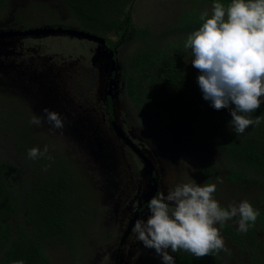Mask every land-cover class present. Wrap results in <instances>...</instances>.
Returning <instances> with one entry per match:
<instances>
[{
	"label": "trees",
	"instance_id": "16d2710c",
	"mask_svg": "<svg viewBox=\"0 0 264 264\" xmlns=\"http://www.w3.org/2000/svg\"><path fill=\"white\" fill-rule=\"evenodd\" d=\"M54 1L71 13L75 21L70 22L71 26L100 36L109 45L121 44L123 38L143 43L121 57L126 94L133 110L150 119L169 114L194 125L204 140L226 157L228 178L259 212L246 233L238 231V227L220 225L230 237L219 252L196 258L184 250H169L175 264H264V103L251 114L253 118L260 117V124L236 134L226 121L229 110L217 111L203 98L197 83L199 72L196 80L192 79L179 57L187 52L183 47L187 36L201 25V14L179 12L169 26L157 33L133 23L137 0ZM187 1L205 5L217 2ZM5 2L0 0V9ZM219 2L227 5L230 0ZM152 87L156 94L150 91ZM31 148L18 147L15 159L0 153V264L17 260L24 264H54L47 246L55 241L74 256L83 247L87 224L97 220L88 204L91 191L84 186L82 173L70 158L48 147L46 156L33 160L27 154ZM212 165L204 163L198 169L206 180L216 175ZM252 183L259 186L255 197L246 194Z\"/></svg>",
	"mask_w": 264,
	"mask_h": 264
},
{
	"label": "flooded vegetation",
	"instance_id": "af4514ba",
	"mask_svg": "<svg viewBox=\"0 0 264 264\" xmlns=\"http://www.w3.org/2000/svg\"><path fill=\"white\" fill-rule=\"evenodd\" d=\"M16 1L19 5L16 4ZM24 2L23 0H6L4 8L0 12V32L9 33L7 37L1 39L0 79L7 81L8 92L27 99L32 110H41L43 113L42 110L47 108L59 113L64 120L63 128L76 129L78 135L81 136L88 134V137L95 139L93 141L95 147L99 149L100 146L99 150L104 149L105 158L95 161V166L101 173L99 176L106 180V184L101 190L106 195L107 187L111 186L116 190L110 194H117L123 198L119 204H116V200L108 204L106 203L107 197H104L103 205L105 204L107 210L100 225L101 227L104 225L105 233H109L112 227H116V231L113 237L105 238L103 236L100 242L92 247V249L101 250L99 256H102V264H104L106 255L109 256L108 264H147V262L159 264V257L153 261L151 255L141 245L139 247V242L135 243L130 240L131 235L134 234V222L138 218H146L149 215L147 205L152 196L159 191H166L174 184H178V181L182 182L187 164L177 161L173 157H171L173 159V163H171L164 156L167 155L165 152L160 151L151 144L150 140H145L142 135L136 133L135 117L139 115L133 110L131 102L127 98L122 75V71H124L120 55L122 48H118L120 44L112 46L105 40L99 43L93 39L79 38L67 33L61 34L60 32L55 35L42 29L39 31L43 27L69 29L76 26L57 21L55 16L47 18L46 13L39 11L44 6H41L42 3L36 5L29 0L27 6L30 8L27 10ZM46 5L48 6V4ZM74 37L85 44L87 54L84 55L85 57H76L75 54L61 49L60 51H64L61 53H67L68 58H73L74 61L71 63H57L58 52L49 44V47L43 45V41L48 39L64 38V42L67 43ZM37 41L38 43H36ZM99 45L102 48H99ZM96 52L99 53L98 57L101 59L93 58ZM109 54L112 55L110 59L116 60L114 64L108 63L106 60V56ZM74 71L89 78L84 80L85 88L78 93L83 97L70 93L72 84L68 73ZM90 130L97 131L99 134L92 136L86 132ZM200 137L203 138L202 135ZM176 146L177 148L182 147L176 142L172 149ZM214 147L216 151L219 150L216 146ZM106 157L109 159L106 160ZM185 157L187 162L189 158H193L191 155H185ZM190 163H196L194 181H197L198 184L202 183V185L206 183L218 184L220 167L217 164L212 163V170L216 175L210 176L209 180H206L202 177L203 175L199 174L198 169L204 163L209 162H197L195 159H191ZM224 180L234 186V193L231 191L225 194V201L220 203L222 207L226 208L232 204L234 196L237 197V200L235 199L237 204L247 199L241 193L240 188L235 187L233 180L228 176L224 177ZM121 181L125 184L122 185ZM183 183L189 182L184 180ZM255 186L259 187L256 183ZM218 192L219 187L216 190V193ZM248 201L250 202V199ZM94 214L96 213L94 212ZM237 220L238 218H233L225 224L235 228L238 227ZM98 224L97 216V220H94L90 225ZM216 226L220 229L226 242V239L230 237L229 232L220 228L219 224ZM101 242H104L105 245Z\"/></svg>",
	"mask_w": 264,
	"mask_h": 264
},
{
	"label": "clouds",
	"instance_id": "9594fccd",
	"mask_svg": "<svg viewBox=\"0 0 264 264\" xmlns=\"http://www.w3.org/2000/svg\"><path fill=\"white\" fill-rule=\"evenodd\" d=\"M200 20L201 25L187 36L184 45L190 48L192 66L199 72L197 83L215 110H229L235 133L242 134L261 122L251 114L264 103V0H230L227 5L217 0L211 14L202 12ZM42 111L43 117L33 115L29 123L39 126L46 120L54 129H64L59 113L47 108ZM68 130L81 142H90L98 158L101 151L93 145V137ZM48 151L45 145L43 151L32 147L27 154L35 160ZM218 182L222 183L219 178ZM216 190V183L189 182L159 191L148 201L149 215L134 222L137 239L155 252L161 264H175L169 250L203 258L224 249L216 225L238 218V231L246 233L259 212L248 200L222 207L214 198Z\"/></svg>",
	"mask_w": 264,
	"mask_h": 264
},
{
	"label": "rangeland",
	"instance_id": "374dc122",
	"mask_svg": "<svg viewBox=\"0 0 264 264\" xmlns=\"http://www.w3.org/2000/svg\"><path fill=\"white\" fill-rule=\"evenodd\" d=\"M23 1H25L24 3L27 6L29 0ZM30 2H33L36 5L41 2L48 4V6L44 5L43 8L39 9V11L46 13L45 16L47 18L55 16L54 18L57 21H62L66 24L75 22L72 20L73 16L71 13L68 14L67 10L62 5L57 4L54 0H30ZM16 4L19 5L17 1ZM26 8L28 10L30 6H27ZM211 9L212 5H205L204 3L195 4L187 0H137L133 6L132 20L135 25L147 26L151 31L158 33L160 30L164 29V27L169 26L171 20H173L179 12L184 13L186 11H191L194 12L195 15L196 13L201 14L204 11H208L209 14H211ZM1 10L2 9H0V12ZM129 40L130 41H127L126 38H124L120 47H118L122 48L120 52L121 57L130 49H135L141 44L138 40L135 42L132 38ZM36 43H38V41ZM48 44L58 52L56 60L59 64L71 63L74 61L73 58H68L67 53H61L64 52L60 51L61 49L75 54L76 57L87 54L85 44L81 43V41L75 37L68 40L67 43L58 38L43 41V45L48 46ZM184 45L183 47H185ZM179 57L180 62L187 66L185 71L190 72L191 78L195 79L198 70L192 66V54L190 48H187V52L181 56L179 55ZM84 71L86 70L84 69ZM68 75L71 77L72 84V87L70 88L71 91L69 90L70 93L78 97H83L78 95V93L83 91L85 88L84 80L89 78L87 76H81L80 72L77 71L70 74L68 73ZM6 86H8L7 81L0 79V153L2 155L5 154L7 159H15L14 154L21 145L28 147L40 146L42 148L47 145V147L54 152L65 153L74 163L78 171H81V180L84 182V186L86 188L88 187V190L91 191L92 194L88 204L98 216V225L91 226L87 224V234L80 252H75V255L72 256L63 245H60L58 241H55L47 246L49 257L54 264H102V256H99L101 250H95L92 249V247L94 244L100 242L103 236H105V238L113 237V234L116 231V227H112L110 228L109 233H105L103 230L104 225L102 227L100 225L102 217L107 210L105 204L103 205L104 197H107L106 203L108 204L113 203L114 200H116V204H119L123 198L117 196V194L111 195L110 192H115L116 190V188H111V186L107 187L106 195L101 190L106 184V180L103 177V179H101V176H99L100 171L96 168L95 161L97 159L105 158L104 149L100 150L104 152H102L97 158V152L93 149L90 142H81L76 136L71 134L70 130L67 128H64L65 130L54 129L46 120H44L39 126L30 124L29 121L33 115L43 117L44 114L41 110H32L27 99L13 93H8L9 90ZM150 91L154 92V94L157 92L154 87H152ZM230 116V112L227 111V124H231ZM135 118L137 134L142 135L145 140H150L152 145L156 146L160 151L165 152L167 155L164 156L170 160L171 163H173V159L171 158L173 157L177 161L179 160L187 164V168L183 173L182 182L178 181V184L183 183L184 180L197 183V181L193 180L196 163H190L191 159H195L197 162L207 161L219 165V180H221L222 183L217 181L219 192L214 193V198L219 203L225 201V194H228L231 191L234 193V186L226 183L224 180V177L228 174L225 166V162H227L226 157L220 150L216 151L214 145L204 141L194 125L182 122L175 116L171 115H166L159 119H150L142 116H136ZM86 132H89L92 136H97V133L99 134V132L92 130ZM87 136L88 134H84L83 137ZM176 142L181 144L182 147L177 148L176 146L172 149V146H174ZM202 147L204 149H201ZM99 149H101L100 146ZM92 152H94L95 155ZM185 155H191L193 158H189L187 162ZM107 159L109 158L106 157V160ZM197 165H199V163H197ZM119 166H121V164H119ZM24 168L25 167H23V169ZM198 181L201 182L200 180ZM121 184L124 185L125 182L121 181ZM121 184H119V186H122ZM258 192L260 191L256 188L255 183H252L247 189L246 194L255 197ZM228 196L230 198V194ZM235 199L237 200V197L234 196L233 203L235 202ZM235 203L237 204V201ZM130 240L135 243L139 242L135 233L131 235ZM101 244L105 245L104 242H101ZM140 245L151 255L153 261L157 260L158 256H156L152 249L145 248L142 243L139 242V247ZM108 257L109 256L106 255L104 264H108ZM147 264L151 263L147 262Z\"/></svg>",
	"mask_w": 264,
	"mask_h": 264
},
{
	"label": "water",
	"instance_id": "95a60500",
	"mask_svg": "<svg viewBox=\"0 0 264 264\" xmlns=\"http://www.w3.org/2000/svg\"><path fill=\"white\" fill-rule=\"evenodd\" d=\"M41 29L42 30H46V32L52 33V34H56V33H60L61 32V34L67 33V34H70L72 36H76V37H79V38L93 39V40L98 41L99 43L104 42V39L102 37H98V36H96V35H94L92 33H89L88 31L79 30V29H75V28H69V29L68 28H66V29L64 28L63 29L61 27H58V28L43 27V28H40L39 31H42ZM26 32L27 33H31L30 31H26ZM33 32H36V31H33ZM8 35H9L8 32H4V31H1L0 32V46L2 45L1 39L7 37ZM99 48H102V46L99 45ZM98 55H99V53L96 52L93 58H95V59H101V57H98ZM111 56L112 55H110V54L107 55L106 56V60H108V63L111 62L112 64H114L116 60L110 59ZM8 93H12V92H8Z\"/></svg>",
	"mask_w": 264,
	"mask_h": 264
}]
</instances>
